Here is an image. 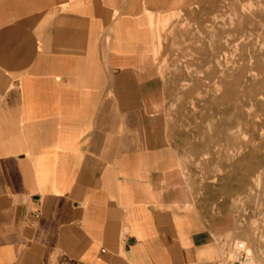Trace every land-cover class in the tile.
I'll return each instance as SVG.
<instances>
[{
  "label": "crops",
  "instance_id": "0c3cea01",
  "mask_svg": "<svg viewBox=\"0 0 264 264\" xmlns=\"http://www.w3.org/2000/svg\"><path fill=\"white\" fill-rule=\"evenodd\" d=\"M173 4L0 0V264H221L133 35Z\"/></svg>",
  "mask_w": 264,
  "mask_h": 264
},
{
  "label": "rangeland",
  "instance_id": "374dc122",
  "mask_svg": "<svg viewBox=\"0 0 264 264\" xmlns=\"http://www.w3.org/2000/svg\"><path fill=\"white\" fill-rule=\"evenodd\" d=\"M134 29L191 203L221 257L238 240L264 264V0H174L167 19L147 11Z\"/></svg>",
  "mask_w": 264,
  "mask_h": 264
},
{
  "label": "built area",
  "instance_id": "2783aa9c",
  "mask_svg": "<svg viewBox=\"0 0 264 264\" xmlns=\"http://www.w3.org/2000/svg\"><path fill=\"white\" fill-rule=\"evenodd\" d=\"M232 242L228 252L221 257V264H253L243 242Z\"/></svg>",
  "mask_w": 264,
  "mask_h": 264
},
{
  "label": "bare ground",
  "instance_id": "6f19581e",
  "mask_svg": "<svg viewBox=\"0 0 264 264\" xmlns=\"http://www.w3.org/2000/svg\"><path fill=\"white\" fill-rule=\"evenodd\" d=\"M228 94H229V93H228ZM228 94H226L225 96H222V97L220 98V101H224L225 99H227V97L229 96ZM224 188H225V187H224ZM246 251H247L248 255L250 256V261H251L253 264H255L251 252H249L248 250H246Z\"/></svg>",
  "mask_w": 264,
  "mask_h": 264
}]
</instances>
